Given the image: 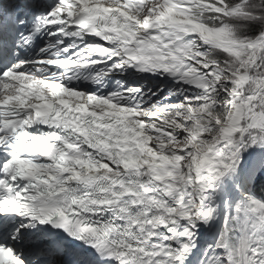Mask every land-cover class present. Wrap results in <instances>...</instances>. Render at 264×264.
Returning a JSON list of instances; mask_svg holds the SVG:
<instances>
[{"label": "snow or ice", "instance_id": "obj_1", "mask_svg": "<svg viewBox=\"0 0 264 264\" xmlns=\"http://www.w3.org/2000/svg\"><path fill=\"white\" fill-rule=\"evenodd\" d=\"M0 264H264V0H0Z\"/></svg>", "mask_w": 264, "mask_h": 264}]
</instances>
